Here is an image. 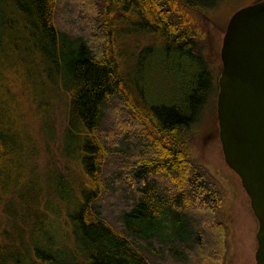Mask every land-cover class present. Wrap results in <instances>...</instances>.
Wrapping results in <instances>:
<instances>
[{
  "label": "trees",
  "instance_id": "1",
  "mask_svg": "<svg viewBox=\"0 0 264 264\" xmlns=\"http://www.w3.org/2000/svg\"><path fill=\"white\" fill-rule=\"evenodd\" d=\"M214 1L0 0V264H223L221 195L181 140L221 70ZM47 89L58 132L18 103ZM51 143L62 164L42 166Z\"/></svg>",
  "mask_w": 264,
  "mask_h": 264
},
{
  "label": "water",
  "instance_id": "2",
  "mask_svg": "<svg viewBox=\"0 0 264 264\" xmlns=\"http://www.w3.org/2000/svg\"><path fill=\"white\" fill-rule=\"evenodd\" d=\"M218 55L217 138L256 220L254 264H264V0L231 13Z\"/></svg>",
  "mask_w": 264,
  "mask_h": 264
},
{
  "label": "rangeland",
  "instance_id": "3",
  "mask_svg": "<svg viewBox=\"0 0 264 264\" xmlns=\"http://www.w3.org/2000/svg\"><path fill=\"white\" fill-rule=\"evenodd\" d=\"M255 2V0H215L205 9H201L202 15L200 23L203 28L208 30L214 37L217 47L209 37L206 46L209 61L220 69L219 47L225 24L229 16L236 9ZM15 17H19L20 9L15 7ZM198 16V14L196 15ZM126 44L127 49H131L133 57L146 46L142 38L131 37ZM122 57V54H120ZM212 68V67H211ZM29 91V90H27ZM1 94V93H0ZM3 97L0 95V101ZM21 107H34L37 104L48 103L49 109L53 112L55 128L58 132V126L62 125L66 116V96L62 92L55 95L50 89H47L43 95L37 91L29 92L23 99H19ZM32 110V109H31ZM31 115V113H30ZM6 116V114H5ZM52 120V119H51ZM22 121H28L25 118ZM30 121H33L32 119ZM37 121V120H34ZM182 141L186 142V152L190 159L204 169L210 179L215 183L217 190L221 195V206L219 214L226 223V255L223 264H254L253 252L256 246L254 233L256 230V220L252 215L248 198L245 195L238 177L224 163L220 144L217 138V125L213 102H205L196 121H190L187 131L184 133ZM59 148L55 144H49L42 149L39 162L42 166L61 161L59 157ZM62 164V161H61ZM177 224L169 220L168 228L170 235L181 232L176 228Z\"/></svg>",
  "mask_w": 264,
  "mask_h": 264
},
{
  "label": "flooded vegetation",
  "instance_id": "4",
  "mask_svg": "<svg viewBox=\"0 0 264 264\" xmlns=\"http://www.w3.org/2000/svg\"><path fill=\"white\" fill-rule=\"evenodd\" d=\"M211 79H212L211 80V87L213 88V92H211V95H209L208 97L206 95V97L203 98L204 101L202 103V106H201L198 114H200L201 109H202L203 105L205 104V102L210 101V102H213L214 111H215V118H216V95H217V83H216V81H217V76L215 75V72H213V73L211 72Z\"/></svg>",
  "mask_w": 264,
  "mask_h": 264
}]
</instances>
